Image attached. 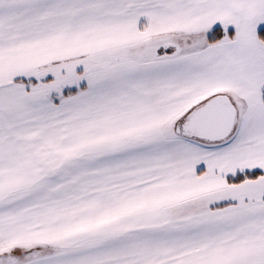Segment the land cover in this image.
I'll return each mask as SVG.
<instances>
[{
  "label": "snow or ice",
  "instance_id": "obj_1",
  "mask_svg": "<svg viewBox=\"0 0 264 264\" xmlns=\"http://www.w3.org/2000/svg\"><path fill=\"white\" fill-rule=\"evenodd\" d=\"M0 264H264V0H0Z\"/></svg>",
  "mask_w": 264,
  "mask_h": 264
}]
</instances>
